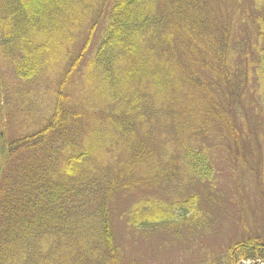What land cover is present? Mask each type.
I'll use <instances>...</instances> for the list:
<instances>
[{
  "label": "trees",
  "instance_id": "16d2710c",
  "mask_svg": "<svg viewBox=\"0 0 264 264\" xmlns=\"http://www.w3.org/2000/svg\"><path fill=\"white\" fill-rule=\"evenodd\" d=\"M214 2L0 0V57L15 78L0 127L17 133L0 130V264H123L111 204L160 180L166 150L152 132L188 130L168 180L211 182L199 149L216 135L250 166L251 130L264 137V0ZM200 202L148 201L127 225L198 228ZM262 216L207 264H264V198Z\"/></svg>",
  "mask_w": 264,
  "mask_h": 264
},
{
  "label": "rangeland",
  "instance_id": "374dc122",
  "mask_svg": "<svg viewBox=\"0 0 264 264\" xmlns=\"http://www.w3.org/2000/svg\"><path fill=\"white\" fill-rule=\"evenodd\" d=\"M218 4V9L224 11L225 1ZM236 30L245 33L240 26ZM11 82L15 85L12 67L0 57V86L3 88V92H0V111L6 104L8 86L14 87ZM0 130H5L9 140L17 135L15 129L7 127L6 130L4 125ZM186 130H173L174 136L168 138L163 134L158 137L160 131L157 134L152 132L150 137L155 147L166 150L158 163V171L162 172L160 180L122 192L111 204L112 228L123 264H207L213 259L222 258L229 245L242 237L246 229L259 224H247L249 218L257 223L263 217L264 191L258 188L256 181L260 175L264 185V137L255 135V131L251 130L254 132L250 136L254 144L248 167L233 161L228 154V142L218 135L208 138L201 149L197 148L196 143L195 147L204 152V158L211 165L213 179L211 182L191 184L182 173L170 180L163 174L178 168V161H169L170 151L172 146L173 149L179 145L180 148L184 147L176 140L188 132ZM180 153L177 150L173 154L179 156ZM253 168L256 172H252ZM189 196L199 197L200 208L208 217L198 228L179 225L165 230L140 232L127 225L130 207L142 204L138 207L142 210L144 206L151 207L148 201L174 202ZM241 217L243 220H240Z\"/></svg>",
  "mask_w": 264,
  "mask_h": 264
}]
</instances>
